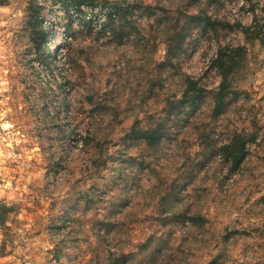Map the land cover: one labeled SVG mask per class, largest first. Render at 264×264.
<instances>
[{
    "label": "rangeland",
    "instance_id": "obj_1",
    "mask_svg": "<svg viewBox=\"0 0 264 264\" xmlns=\"http://www.w3.org/2000/svg\"><path fill=\"white\" fill-rule=\"evenodd\" d=\"M261 263L264 0H0V264Z\"/></svg>",
    "mask_w": 264,
    "mask_h": 264
},
{
    "label": "trees",
    "instance_id": "obj_2",
    "mask_svg": "<svg viewBox=\"0 0 264 264\" xmlns=\"http://www.w3.org/2000/svg\"><path fill=\"white\" fill-rule=\"evenodd\" d=\"M159 139V138H158ZM261 264H264V263H261Z\"/></svg>",
    "mask_w": 264,
    "mask_h": 264
}]
</instances>
